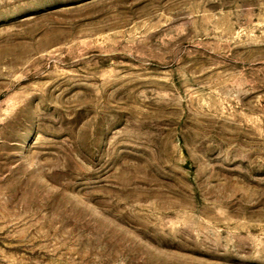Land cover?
Wrapping results in <instances>:
<instances>
[{
	"label": "rangeland",
	"instance_id": "obj_1",
	"mask_svg": "<svg viewBox=\"0 0 264 264\" xmlns=\"http://www.w3.org/2000/svg\"><path fill=\"white\" fill-rule=\"evenodd\" d=\"M0 264H264V0H0Z\"/></svg>",
	"mask_w": 264,
	"mask_h": 264
}]
</instances>
